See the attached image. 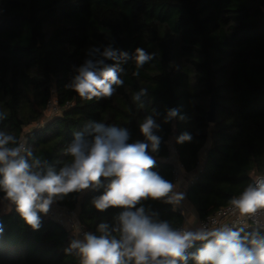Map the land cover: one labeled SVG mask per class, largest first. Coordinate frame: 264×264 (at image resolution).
<instances>
[{
	"label": "trees",
	"instance_id": "trees-1",
	"mask_svg": "<svg viewBox=\"0 0 264 264\" xmlns=\"http://www.w3.org/2000/svg\"><path fill=\"white\" fill-rule=\"evenodd\" d=\"M109 45L155 56L139 76L133 75L134 61L122 64L124 83L111 98L85 100L66 89L88 52ZM141 88L147 89L142 108L132 99ZM213 97L215 122L209 123ZM53 98L59 112L40 123ZM172 108L184 119L165 123ZM152 109L162 137L158 153L148 149L157 161L152 170L175 183L173 144L184 171L196 173L186 196L199 219L229 205L263 174L264 0H0V111L7 112L0 130L18 142L24 137L35 155L59 169L69 160L63 150L89 122L127 129L129 143L143 142L139 125ZM184 132L193 139L177 143ZM103 191L72 193L56 203L77 210L85 229L95 233L102 221L114 225L122 211L91 205ZM3 203L0 192V264H79L64 251L72 232L44 214L33 230L14 207L2 212ZM144 206L173 228L184 223L171 204L149 200Z\"/></svg>",
	"mask_w": 264,
	"mask_h": 264
},
{
	"label": "clouds",
	"instance_id": "clouds-1",
	"mask_svg": "<svg viewBox=\"0 0 264 264\" xmlns=\"http://www.w3.org/2000/svg\"><path fill=\"white\" fill-rule=\"evenodd\" d=\"M154 53L137 48L133 54L121 52L111 45L101 52L93 48L88 59L76 69V74L65 85L82 99L111 98L124 81L120 74L122 64L135 62L134 76L139 69L154 59ZM114 61L108 64L106 61ZM147 89L141 88L132 99L144 107L141 98ZM178 108L167 110L164 122L179 117ZM155 109L139 125L144 141L129 143L127 129L89 122L84 131L76 132L72 142L63 150L69 158L57 169L18 142L13 134L0 130V192L3 193L5 212L12 211L32 228L41 227V214L47 215L52 205L72 193L104 187L103 194L91 199V205L104 212L109 208L122 211L116 215L114 225L102 221L96 232L82 231L76 221L74 238L64 250L79 258V264H264V177L252 183L229 201L240 217L252 219V231L245 227L209 228L201 225L195 231L189 227L176 229L157 213L144 206L145 201H161L175 208L184 200L178 191V182L163 178L152 169L156 159L149 154L158 153L162 137ZM7 112L0 111V121ZM91 137V138H90ZM190 133L177 137V143L190 142ZM111 178L105 186L103 180ZM4 226L0 222V233ZM203 247L189 253L195 242Z\"/></svg>",
	"mask_w": 264,
	"mask_h": 264
},
{
	"label": "built area",
	"instance_id": "built-area-1",
	"mask_svg": "<svg viewBox=\"0 0 264 264\" xmlns=\"http://www.w3.org/2000/svg\"><path fill=\"white\" fill-rule=\"evenodd\" d=\"M48 110L53 111L55 114L59 112V107L57 106L56 101L54 103L52 102L49 105ZM20 142H25L26 143L25 146L28 148L27 139L23 137ZM171 154H172L171 161L174 164L173 174H174L175 183L177 182L179 183L181 180L182 172L184 171V166L180 164L179 162L178 152L176 148L174 147V145L172 146ZM172 156L174 157L173 159H172ZM260 177H264V173L256 176L255 178H260ZM194 180H195V176L191 179L190 185L194 182ZM185 201H186V197L180 203L179 206L175 207V209H177L183 217H185L186 215V209L184 207ZM45 216L57 222L58 224H60L62 227L72 232L73 234L75 230L76 221L79 222V227L82 228V231H87L79 220V215H78L77 210H68L67 208L59 205L56 202L52 205L50 212ZM261 220L262 222H264V217H261ZM201 225H206L209 228H215V227H220L222 225H228L229 227H245V230H251L256 227L252 219L248 217H240L238 212H235L230 204L223 208L216 210L215 212L208 215L204 219H199L197 226L189 230L195 231ZM186 227L187 225L183 223V225L180 226L178 229L186 228ZM199 242H202V241L195 242L194 246L188 250L189 253H193L195 246Z\"/></svg>",
	"mask_w": 264,
	"mask_h": 264
},
{
	"label": "crops",
	"instance_id": "crops-1",
	"mask_svg": "<svg viewBox=\"0 0 264 264\" xmlns=\"http://www.w3.org/2000/svg\"><path fill=\"white\" fill-rule=\"evenodd\" d=\"M204 152L201 154V159H204ZM196 175V173H188L183 171L181 175V180L178 183V191L183 192L186 197L184 207L186 209V215L184 217V223L189 227V229L197 226L199 217L194 206L187 199V190L190 187L191 179Z\"/></svg>",
	"mask_w": 264,
	"mask_h": 264
},
{
	"label": "rangeland",
	"instance_id": "rangeland-1",
	"mask_svg": "<svg viewBox=\"0 0 264 264\" xmlns=\"http://www.w3.org/2000/svg\"><path fill=\"white\" fill-rule=\"evenodd\" d=\"M55 101H56L55 98H53V103H54ZM53 115H55V113H54L53 111H51V110H47V111L45 112V117L43 118L42 122H40V123H43V121H46L47 119L51 118ZM40 123H39V124H40ZM36 126H37V123H35V124H33V125H30V126H28L27 128H25V131L28 132V131L32 130L34 127H36ZM172 143H173V142H172ZM172 146H173V144H171V150H172ZM171 155H172V154H171ZM173 158H174V157L172 156V159H173ZM1 211H2V212L5 211V203L2 204V206H1Z\"/></svg>",
	"mask_w": 264,
	"mask_h": 264
},
{
	"label": "water",
	"instance_id": "water-1",
	"mask_svg": "<svg viewBox=\"0 0 264 264\" xmlns=\"http://www.w3.org/2000/svg\"><path fill=\"white\" fill-rule=\"evenodd\" d=\"M207 120L209 123L215 122V99L214 97L211 100L210 110L208 112Z\"/></svg>",
	"mask_w": 264,
	"mask_h": 264
}]
</instances>
